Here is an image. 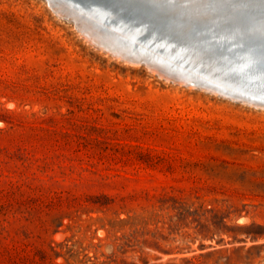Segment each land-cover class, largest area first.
<instances>
[{
    "label": "rangeland",
    "instance_id": "374dc122",
    "mask_svg": "<svg viewBox=\"0 0 264 264\" xmlns=\"http://www.w3.org/2000/svg\"><path fill=\"white\" fill-rule=\"evenodd\" d=\"M94 44L0 0V264H264V107Z\"/></svg>",
    "mask_w": 264,
    "mask_h": 264
},
{
    "label": "water",
    "instance_id": "95a60500",
    "mask_svg": "<svg viewBox=\"0 0 264 264\" xmlns=\"http://www.w3.org/2000/svg\"><path fill=\"white\" fill-rule=\"evenodd\" d=\"M65 2L67 4L63 3V11L68 15H62L67 18L76 20L75 16H78L79 12L75 7L83 9L88 17H92L84 21L89 33L93 35L95 44L108 48L118 47L137 62L144 57L143 54L132 45L129 38L120 39L121 37L117 36L116 24L139 28L147 26L138 38L137 42H141L140 44H150L160 39L156 45L161 43L165 47L166 40L173 39L170 42V51H156L148 59H142L145 61L143 63L150 60L152 66L157 68L158 74L173 81H183L177 79L180 75L172 70L184 68L179 61L184 59L185 55L174 56V50H178L191 56L184 64H189L191 60L196 64L201 62V66L196 69L198 72L193 71L198 78H189L191 84L206 89L218 87L220 94L239 100L264 102V0ZM96 9L99 12H96ZM56 10L60 14V9L56 7ZM122 58L125 59L126 56ZM189 80L183 83L190 84Z\"/></svg>",
    "mask_w": 264,
    "mask_h": 264
},
{
    "label": "bare ground",
    "instance_id": "6f19581e",
    "mask_svg": "<svg viewBox=\"0 0 264 264\" xmlns=\"http://www.w3.org/2000/svg\"><path fill=\"white\" fill-rule=\"evenodd\" d=\"M50 1V4L53 6V8H54V10L57 12V13H59L58 12V10H56V7L58 8V9H60L59 11H60V14L62 15V14H64V15H68L65 11H63L65 8H64V6H63V3H66L65 2V0H63V1H60V0H56L55 2L54 1H52V0H49ZM182 0H179V2H181ZM67 4V3H66ZM56 6V7H55ZM75 9L79 12V15L78 16H75V18H76V20L74 21L76 24H77V26H78V28H79V30H81V32L83 33V34H85L86 35V37H88V39H90L92 42H94V40L92 39V37H93V35L91 34V33H89V29H88V26L85 24V21L84 20H89L90 18H92V17H88V14H86L85 12H84V10L83 9H80V8H78V7H75ZM67 11V10H66ZM96 12H99V10H95ZM68 12V11H67ZM73 13V12H72ZM85 14V15H84ZM101 15H102V17H105V15L104 14H102V13H100ZM87 15V16H86ZM105 19V18H104ZM109 26H111L112 24H108ZM117 25V27L118 28H116L117 30H116V34H117V36H119V37H121L120 39H125V38H129V41L132 43V45L133 46H135L136 47V49L137 50H139V51H141V54H143V58L144 59H148L149 57H150V55H153L154 54V52H156V51H158V52H161V51H163V50H165V49H167V50H169L170 51V49H171V45H170V42H172V40L173 39H169V40H166L167 41V44H166V46L165 47H163V45H161V43L160 44H158V45H156L158 42H160V39H157L154 43H150V44H140L141 42H137L139 39V37L141 36V34H143L142 32H144L146 29H147V26H142V27H138V26H126V25H118V24H116ZM130 25H132V24H130ZM115 34V35H116ZM84 36V35H83ZM154 37V36H153ZM152 37V38H153ZM135 42H134V41ZM95 45V44H94ZM98 45V44H97ZM100 46H102V48L103 47H106V46H104V45H100ZM159 47V48H158ZM107 49H112L111 51H113L115 54H117V55H119V56H121V57H123V56H126V58L125 59H128V60H130L132 63L134 62V63H136V61H134V60H136V59H132L130 56H127L126 54H124L125 52H123V51H121L118 47H114V46H112V48H108V47H106ZM170 48V49H169ZM117 49H119V50H117ZM196 49H197V46H195L194 47V50L196 51ZM104 51H105V49H104ZM168 51V52H169ZM175 52H176V54L174 55V56H176V57H179V56H182V54L183 55H185V57H184V59H182L181 61H179V63L181 64V65H183L184 66V68H182V69H172L175 73H177V75H180V76H178L177 77V79H180V80H183V81H187V80H189V78L190 79H197L198 77H197V74H195V72H193L194 70L195 71H197L198 72V70H196V69H198L200 66H201V62L199 61V62H197V64L193 61V60H191V62L189 63V64H184L186 61H188V60H190L189 59V57H191L189 54H187V53H180V52H178V50H174ZM112 54V55H115V54ZM111 54V53H110ZM116 55V56H117ZM137 55L139 56V58H140V54L139 53H137ZM173 56V55H172ZM135 57V56H134ZM143 58H141V59H139V61H137L138 63L139 62H145V61H143L142 59ZM124 59V58H123ZM142 60V61H141ZM129 62V61H128ZM130 62V63H131ZM151 61L150 60H146V63H144L145 65H148L152 70H154V71H158V70H156L157 68H155V67H153L152 66V64L150 63ZM208 63V62H207ZM215 67L213 66L212 67V69H214ZM186 69H189V70H186ZM186 70V71H185ZM213 75H215V74H213ZM183 81H178V82H183ZM176 82V81H175ZM208 82V81H207ZM189 83L191 84L192 83V81H190L189 80ZM192 85H194V83L192 84ZM189 86V85H188ZM216 87V86H215ZM210 91H217V92H221V90H219L218 89V87L217 88H208ZM226 96V95H225ZM242 101H246V102H249V103H252V104H255V105H258V106H263L264 107V102H255V101H252V99H249V100H242Z\"/></svg>",
    "mask_w": 264,
    "mask_h": 264
}]
</instances>
